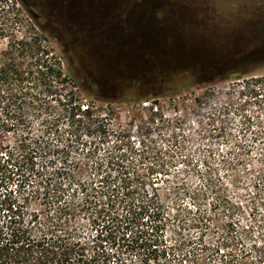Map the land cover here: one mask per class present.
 Segmentation results:
<instances>
[{
  "label": "rangeland",
  "instance_id": "rangeland-1",
  "mask_svg": "<svg viewBox=\"0 0 264 264\" xmlns=\"http://www.w3.org/2000/svg\"><path fill=\"white\" fill-rule=\"evenodd\" d=\"M143 1L76 0L77 9L86 19L84 24H73L67 9L51 8L48 0H5L1 5L6 12L7 6L17 8L6 13L8 30L15 28L20 35L31 30L33 22L28 11L32 10L34 19H43L44 28L50 31L44 45L62 63L67 80L53 83L56 96L51 97V104L55 118L69 111L72 101L82 111L90 107L103 124L105 133H97L86 118L76 117L73 122L66 113L57 123L58 132L50 143L60 146L68 161L64 165L63 152L56 154L52 167H69L77 176L72 187H83L91 194L100 185L98 175L147 174L152 164L161 165L164 168L159 169L160 183L154 187L167 203L172 198L170 187L184 182L192 190L200 188L208 194L204 203L207 207L219 197L240 206L237 218L242 227H250L251 204L247 202L255 194L254 187L264 170V58L261 59L264 43L260 45V0H153L163 13L159 23L149 19L148 25L138 24L135 17L110 22L114 18L110 16L124 8L132 14L134 10L142 11L136 4ZM180 3L187 5L183 6L187 11L167 14ZM101 4L108 9L102 10ZM41 8L48 11V18L39 16L43 13ZM96 10L99 15L107 14L106 18L95 21ZM76 27L79 33L74 30ZM147 27L157 30L154 44L164 49L170 44L176 57L187 61L184 69L181 66L177 70H187L185 76L160 83L157 79L168 68L162 62L164 58L156 68L148 63L138 65L139 60H150L144 54L137 60L128 52L118 53L132 43L150 41L151 34L143 31ZM6 43L3 42L2 48ZM73 49L78 51L87 70L81 72L76 65ZM208 60L219 64L222 71L199 74L197 65ZM90 75L112 83V88L82 83L89 94L97 90L102 97L112 95L110 103L90 98L78 87L74 78ZM146 102L152 105L145 107ZM18 141V135L9 134L4 145L16 147ZM120 143L123 148L118 151ZM132 148L138 155L145 150L146 159L135 156ZM47 154L52 157L53 151ZM122 154L127 157L123 159ZM17 186L18 181H10L0 193H4L3 189L15 191ZM208 187H213L214 192ZM79 197L82 199L83 194ZM180 203L194 207L189 197L181 196ZM226 209L217 211L211 225L227 219ZM258 220H262L261 216ZM255 231L258 233L259 229Z\"/></svg>",
  "mask_w": 264,
  "mask_h": 264
},
{
  "label": "trees",
  "instance_id": "trees-1",
  "mask_svg": "<svg viewBox=\"0 0 264 264\" xmlns=\"http://www.w3.org/2000/svg\"><path fill=\"white\" fill-rule=\"evenodd\" d=\"M4 1L0 0V189L10 181H18L19 186L15 191L3 189L4 193H0V264H264V170L254 187L255 194L247 202L251 204L252 225L242 227L237 218L242 210L240 206L219 197L208 209L204 204L208 194L200 188L192 190L184 182L170 187L171 204L163 200L154 187L160 183L159 169L164 168L161 165L152 164L147 174L106 172L98 175L100 185L91 194L83 187H72L77 176L69 167H52L56 154L63 152L64 165L68 161L66 152L50 143L58 132L57 123L66 113L73 122L76 117L86 118L89 127L97 133H105L103 124L90 107L82 111V107L72 101H69V111L55 118L51 104V97L56 96L53 83L67 80L62 63L44 45L50 31L44 28L43 19H34L32 10L28 11L33 22L31 30L24 35L15 28L8 30L6 13L17 8L7 6L6 12V8L1 7ZM48 1L51 8L67 9L73 24L86 22L77 9L76 0ZM136 6L142 11L134 10L132 14L124 8L113 13L110 18H117L110 22L129 21L130 17L143 25H148L149 19L156 23L161 21L163 13L158 2L143 1ZM41 10L43 13L39 16L48 18V11ZM95 12V21L106 18L107 14ZM74 30L80 31L77 27ZM143 31L151 34L150 41L132 43L118 53L128 52L137 60L144 54L150 60H139L138 65L148 63L156 68L164 58L162 62L168 68L164 76L157 79L160 83L185 76L187 70H177L181 66L184 69L187 61L177 58L170 44L167 45L170 48L164 49L153 43L156 28L147 27ZM5 41L6 46L2 48ZM161 52H165L162 57ZM77 53L73 49L76 65L81 72L87 70ZM197 68L199 74L222 71L219 64L210 60L202 61ZM173 71L174 74L168 75ZM74 79L88 97L111 102L112 95L102 97L97 95V90L89 94L82 84L88 81L94 86L102 88L105 84L112 88L111 82L91 75ZM9 134L18 135L16 147L4 145ZM122 144H117L116 150H121ZM52 151V157H47ZM132 153L141 160L146 159L145 150L138 155L132 148ZM208 188L214 192L213 187ZM181 196L189 197L194 207L183 206ZM221 209L227 210V219L211 225L213 216ZM172 212L175 214L171 215ZM255 229H259L258 233Z\"/></svg>",
  "mask_w": 264,
  "mask_h": 264
},
{
  "label": "flooded vegetation",
  "instance_id": "flooded-vegetation-1",
  "mask_svg": "<svg viewBox=\"0 0 264 264\" xmlns=\"http://www.w3.org/2000/svg\"><path fill=\"white\" fill-rule=\"evenodd\" d=\"M183 6H187L186 4H182L180 3L179 4V8H180V12L181 13H184V11H187L186 8H183ZM259 12H260V17H261V27H260V32H261V35H260V45L264 43V0H260L259 1V8H258ZM264 56L261 57V59H263Z\"/></svg>",
  "mask_w": 264,
  "mask_h": 264
},
{
  "label": "built area",
  "instance_id": "built-area-1",
  "mask_svg": "<svg viewBox=\"0 0 264 264\" xmlns=\"http://www.w3.org/2000/svg\"><path fill=\"white\" fill-rule=\"evenodd\" d=\"M143 105H144L145 107H147V106H151L152 103L146 102V103H144ZM154 110L157 112V111H158V107L155 106V107H154Z\"/></svg>",
  "mask_w": 264,
  "mask_h": 264
},
{
  "label": "crops",
  "instance_id": "crops-1",
  "mask_svg": "<svg viewBox=\"0 0 264 264\" xmlns=\"http://www.w3.org/2000/svg\"><path fill=\"white\" fill-rule=\"evenodd\" d=\"M178 10H180L179 5L178 8L176 7L174 11H168L167 14H175Z\"/></svg>",
  "mask_w": 264,
  "mask_h": 264
}]
</instances>
